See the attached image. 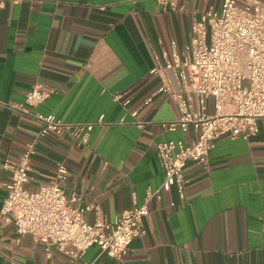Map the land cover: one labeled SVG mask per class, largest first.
<instances>
[{"label": "crops", "instance_id": "obj_1", "mask_svg": "<svg viewBox=\"0 0 264 264\" xmlns=\"http://www.w3.org/2000/svg\"><path fill=\"white\" fill-rule=\"evenodd\" d=\"M264 2V1H262ZM222 0H177L163 10L156 0H4L0 15V208L16 161L40 124L13 110L32 86L54 94L36 112L67 123H94L86 145L64 132L40 140L31 158L30 181L38 189L67 169L61 183L78 207H91L87 223L113 221L140 206L147 189L164 179L158 143L191 139L162 125L177 118L176 104L158 92L178 83L172 71H150L189 45L191 26ZM120 93L119 102L112 95ZM147 99L150 101L147 103ZM212 112L213 99L208 98ZM136 111L137 116L130 114ZM124 121V123H120ZM138 122V125L134 124ZM247 141L214 140L209 169L187 162L183 198L174 187L149 205L145 235L118 261L90 247L82 259L46 251L0 220V264H264V120Z\"/></svg>", "mask_w": 264, "mask_h": 264}, {"label": "built area", "instance_id": "obj_2", "mask_svg": "<svg viewBox=\"0 0 264 264\" xmlns=\"http://www.w3.org/2000/svg\"><path fill=\"white\" fill-rule=\"evenodd\" d=\"M163 9H174L177 0H156ZM4 0H0V15ZM191 39L183 51H173L171 60L150 71H172L178 89L163 82L158 92L168 94L176 104L178 116L162 125L168 131L190 132L188 142L164 141L156 154L164 179L154 190L145 191L143 202L117 216L113 221L87 223L84 214L91 207H78L80 197H67L61 183L67 178L64 164H56L54 180L38 189L29 183L31 158L37 143L50 134L64 132L77 145H86L95 126H103V116L94 123H67L54 115H42L36 107L54 91L34 85L23 103L9 106L40 124L16 161L5 160L1 167L10 174L6 195L0 208V220L14 227L19 236H30L70 259H82L97 246L105 256L120 261L130 243L145 235L143 219L150 215L149 205L160 201L165 192L175 188L183 198V170L192 161L202 170L209 169L212 142L226 136L231 140H249L258 133L257 122L264 120V2L261 0H222L218 9H208L191 26ZM122 94L112 95L119 102ZM213 99L212 112L207 104ZM150 99H147V103ZM137 116L136 111L130 114ZM120 123H124L121 121ZM138 125V122H134ZM83 264H93L83 262Z\"/></svg>", "mask_w": 264, "mask_h": 264}, {"label": "rangeland", "instance_id": "obj_3", "mask_svg": "<svg viewBox=\"0 0 264 264\" xmlns=\"http://www.w3.org/2000/svg\"><path fill=\"white\" fill-rule=\"evenodd\" d=\"M261 1H264V0H261Z\"/></svg>", "mask_w": 264, "mask_h": 264}]
</instances>
